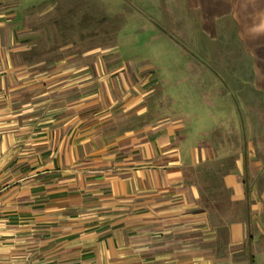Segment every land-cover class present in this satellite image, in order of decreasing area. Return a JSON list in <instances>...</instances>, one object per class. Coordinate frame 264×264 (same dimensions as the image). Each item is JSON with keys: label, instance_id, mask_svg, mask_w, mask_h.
<instances>
[{"label": "crops", "instance_id": "0c3cea01", "mask_svg": "<svg viewBox=\"0 0 264 264\" xmlns=\"http://www.w3.org/2000/svg\"><path fill=\"white\" fill-rule=\"evenodd\" d=\"M21 1L0 0V264H264V161L224 149L223 96L206 126L150 65L32 63ZM165 9L188 40L264 27V0Z\"/></svg>", "mask_w": 264, "mask_h": 264}, {"label": "rangeland", "instance_id": "374dc122", "mask_svg": "<svg viewBox=\"0 0 264 264\" xmlns=\"http://www.w3.org/2000/svg\"><path fill=\"white\" fill-rule=\"evenodd\" d=\"M19 5L16 30L29 47L30 62L49 65L74 54L80 63L150 65L152 81L185 87L171 94L176 105L190 103L206 126L214 121L209 114L220 108L216 119L224 149L249 145L253 158L264 161V27L223 26L217 40L199 41L194 35L188 40L181 26H167L166 0H24ZM198 67L206 71L198 73Z\"/></svg>", "mask_w": 264, "mask_h": 264}]
</instances>
